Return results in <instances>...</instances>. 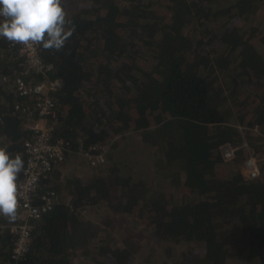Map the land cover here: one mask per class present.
Masks as SVG:
<instances>
[{
    "label": "trees",
    "instance_id": "1",
    "mask_svg": "<svg viewBox=\"0 0 264 264\" xmlns=\"http://www.w3.org/2000/svg\"><path fill=\"white\" fill-rule=\"evenodd\" d=\"M65 1L75 31L59 51L42 47L50 79L62 81L54 139L70 153L112 145L102 174L53 187L70 203L38 222L26 264H76L96 241L83 254L90 264H264V160L252 179L240 170L246 148L230 161L221 153L250 142L236 125L264 132V0ZM0 52V147L25 164L36 98L1 81L20 59L5 38ZM87 205L132 222V233L119 229L123 247L92 232ZM12 239L0 233V264Z\"/></svg>",
    "mask_w": 264,
    "mask_h": 264
},
{
    "label": "built area",
    "instance_id": "2",
    "mask_svg": "<svg viewBox=\"0 0 264 264\" xmlns=\"http://www.w3.org/2000/svg\"><path fill=\"white\" fill-rule=\"evenodd\" d=\"M4 39L0 37V40ZM10 45L18 49L19 64L14 71V79L2 77L1 81L9 83L11 90L22 96L36 98L34 105L38 119L32 120L31 109H23L27 119L32 120L29 125L30 139L25 142L27 155L22 177L18 180L21 186V196L18 198V217L14 221L7 220L0 229H7L12 234L14 245L11 255V264H26L27 255L32 244V237L39 221L54 210L59 204L58 192L46 185L51 175L56 172L67 159L69 154L68 144L63 140L54 139V130L57 121L55 113L54 92L62 88V81L50 79L53 66L46 64L42 58V46L25 48L19 44ZM1 59L4 55L0 52ZM42 78L39 83L34 78ZM15 109H20L19 105ZM258 128H255L257 131ZM259 130V129H258ZM237 148L226 144L221 147L225 161L235 157ZM79 153L86 158L88 164L94 168L106 162V148L102 144H95ZM257 160L249 157L243 164L245 175L257 178L260 175Z\"/></svg>",
    "mask_w": 264,
    "mask_h": 264
},
{
    "label": "clouds",
    "instance_id": "3",
    "mask_svg": "<svg viewBox=\"0 0 264 264\" xmlns=\"http://www.w3.org/2000/svg\"><path fill=\"white\" fill-rule=\"evenodd\" d=\"M70 24L62 0H0V37L14 45L59 51L75 31ZM24 167L20 154L13 157L0 147V215L9 221L18 217V178Z\"/></svg>",
    "mask_w": 264,
    "mask_h": 264
},
{
    "label": "rangeland",
    "instance_id": "4",
    "mask_svg": "<svg viewBox=\"0 0 264 264\" xmlns=\"http://www.w3.org/2000/svg\"><path fill=\"white\" fill-rule=\"evenodd\" d=\"M72 2V3H71ZM66 7L68 9L71 10H76V9H80L81 7H86L88 6L85 3V0H66L65 1ZM7 56H5L4 54V59H6ZM2 59V60H4ZM234 97H239L240 94H231ZM258 103V101H257ZM255 104H254V108H255ZM251 107H249L248 109H250ZM239 126V129L243 131V136H250L251 140L249 142L248 139H245L243 145L240 146H235L238 150H240L241 148H246L247 151V157H253L255 158L257 161H263L264 160V132L263 129H257V131L253 128H246L245 130H243V127L240 125H236ZM132 134L128 133L127 137H131ZM111 145L112 143H106L105 145H103L106 148V162L105 164L101 165L100 167H92L88 164L86 158H84L82 156L81 153H70L67 155V159L66 162L56 171L54 172L50 179L46 182V185L48 187H55L57 186L58 188L61 186H65V182L69 177H77V178H85V179H89L91 177H93L94 175H100L102 174L101 172H104L105 168H107L108 166V158L107 155L110 153V149H111ZM146 156V155H145ZM148 157V156H146ZM224 159V158H223ZM133 160H138V158H133ZM240 170L243 172V174L245 175V170L243 167V163L240 165ZM246 176V175H245ZM55 189V188H54ZM56 190V189H55ZM57 191V190H56ZM59 195V203H66L69 204L70 203V196L63 191L58 192ZM80 216L82 218H84L85 220H87L90 225L89 228L92 230V232L95 234V232H98V238H101L104 234H111L114 235V240H113V244H111L110 248L113 247H123L122 242H121V236L119 235V233H121V231L119 230L121 225L123 224L125 227L123 229V233L126 235V232H131V227H132V222L129 221L128 219H116L113 218V214L112 212L108 213L107 216L103 219V216L107 213V208L106 207H98V206H83L81 211H80ZM0 219L4 220L3 216L0 215ZM103 219V220H102ZM111 220L112 225L109 226V223H106V221ZM1 225H5V221H2L0 223ZM37 227V226H36ZM36 230V228H35ZM0 233H10L9 230L7 229H0ZM10 235L12 236V234L10 233ZM13 240V239H12ZM101 245L100 241H96L94 243L93 246L90 247H86L83 248L81 250H79L80 252H78L79 255L75 260L76 264H90L91 262L88 260L87 261V257L83 256V254L85 252H90L95 250V247ZM111 250V249H109ZM193 256L189 255L187 257V264H190L191 258ZM199 257V256H198ZM137 258V257H136ZM139 259V258H137ZM139 261H141L139 259ZM198 261V258L196 259V261L193 264H196V262ZM137 263V262H136Z\"/></svg>",
    "mask_w": 264,
    "mask_h": 264
},
{
    "label": "crops",
    "instance_id": "5",
    "mask_svg": "<svg viewBox=\"0 0 264 264\" xmlns=\"http://www.w3.org/2000/svg\"><path fill=\"white\" fill-rule=\"evenodd\" d=\"M7 264H11V261L9 263H7Z\"/></svg>",
    "mask_w": 264,
    "mask_h": 264
}]
</instances>
